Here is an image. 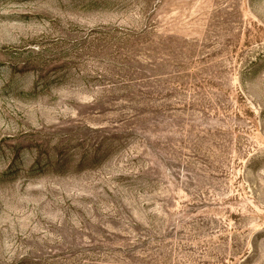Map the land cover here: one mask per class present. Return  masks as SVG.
<instances>
[{
    "label": "rangeland",
    "instance_id": "374dc122",
    "mask_svg": "<svg viewBox=\"0 0 264 264\" xmlns=\"http://www.w3.org/2000/svg\"><path fill=\"white\" fill-rule=\"evenodd\" d=\"M0 264H264V0H0Z\"/></svg>",
    "mask_w": 264,
    "mask_h": 264
}]
</instances>
